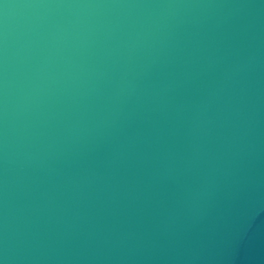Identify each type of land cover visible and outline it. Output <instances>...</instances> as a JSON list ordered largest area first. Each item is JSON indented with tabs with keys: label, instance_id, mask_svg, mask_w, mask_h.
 Segmentation results:
<instances>
[{
	"label": "water",
	"instance_id": "1",
	"mask_svg": "<svg viewBox=\"0 0 264 264\" xmlns=\"http://www.w3.org/2000/svg\"><path fill=\"white\" fill-rule=\"evenodd\" d=\"M0 264H264V0H0Z\"/></svg>",
	"mask_w": 264,
	"mask_h": 264
}]
</instances>
